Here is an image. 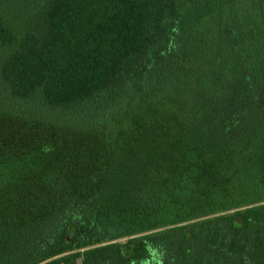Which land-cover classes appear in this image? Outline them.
Segmentation results:
<instances>
[{"label":"trees","instance_id":"trees-1","mask_svg":"<svg viewBox=\"0 0 264 264\" xmlns=\"http://www.w3.org/2000/svg\"><path fill=\"white\" fill-rule=\"evenodd\" d=\"M192 20L182 0H38L20 36L0 15V43L18 44L2 76L14 96H34L53 107L86 110L125 98L133 106L138 95L167 92L182 47L191 60L186 37L195 27ZM250 20L260 22L258 16ZM259 29L264 34V28ZM247 53L241 56L233 46L226 62L207 67L208 76L223 69L237 96L255 105V129L262 133L253 141H263L264 88L256 102L253 91L263 86L264 40L252 42ZM212 93L209 85L202 113L214 112ZM236 114L228 119L229 128L237 126ZM216 131L214 124L196 128L193 155L206 154L215 161L217 175L227 179L225 186L201 193L210 186L207 174L214 172L207 161L186 167L188 173L160 164L159 173L138 178L132 174L129 144L124 155L114 151L111 172L101 171L103 186L114 178L110 198L100 196V186L82 199L79 186L68 215L4 221L0 264H77V257L83 264H264V201L257 203L264 200L258 195V190L264 191V170L249 184L245 174L241 180V168L249 171L255 160L244 149L236 150L249 146L247 135L221 142L225 153L217 157L219 142L212 138ZM4 169L0 162V176ZM73 192L65 198L71 199ZM206 213L211 217L184 224Z\"/></svg>","mask_w":264,"mask_h":264},{"label":"rangeland","instance_id":"rangeland-1","mask_svg":"<svg viewBox=\"0 0 264 264\" xmlns=\"http://www.w3.org/2000/svg\"><path fill=\"white\" fill-rule=\"evenodd\" d=\"M37 2L0 0V15L7 17L20 36ZM182 4L195 24L186 37L191 60L182 47L180 61L174 68L175 77L167 92L138 95L133 98V106L125 98L116 105L78 110L53 107L34 96L16 97L3 79L2 70L18 44L0 43V162L5 166L0 176V228L4 221L12 219L30 217L44 221L56 212L59 216L70 214L79 186L82 199L100 186L103 187L100 196L110 198L114 178L109 177L103 186L101 171L111 172L114 151L124 155L123 148L129 144L132 174L138 178L159 173L160 164L171 165L173 172L188 173L187 168L207 161L214 172L207 174L205 181L210 186L201 193L208 194L215 187L225 186L227 179L217 175L215 161H210L206 154L193 155L196 128L202 124L215 125L217 131L212 138L219 142L214 150L217 157L225 153L221 142L247 135L249 146L236 149L255 156L249 171L241 168L240 179L245 174L246 184L254 174L264 170V140L253 141L262 133L255 129L259 127L256 126L258 109L237 96L231 78L223 69L212 74L213 77L208 76L207 70L214 62H226L233 46L239 55L249 56L247 47L255 40H264L259 29V26L264 28V0H182ZM251 16H258L260 22H251ZM227 22L239 26L234 29ZM261 82L263 86H254L255 102L264 88V77ZM209 85L213 87L209 99L212 98L214 112L202 113V105L208 100L203 95L207 94ZM193 90L198 93L196 97L191 93ZM235 112L237 126L229 128L227 121ZM244 124L252 125L249 128ZM121 162L124 164L121 167L125 166L126 162ZM193 179L196 186L197 178ZM72 192V198L66 199ZM258 195H264V191L258 190ZM260 201L264 200L257 203ZM40 212L45 214L39 215ZM205 217H211V213L196 216L184 224Z\"/></svg>","mask_w":264,"mask_h":264},{"label":"water","instance_id":"water-1","mask_svg":"<svg viewBox=\"0 0 264 264\" xmlns=\"http://www.w3.org/2000/svg\"><path fill=\"white\" fill-rule=\"evenodd\" d=\"M76 262L77 264H83L82 257H77Z\"/></svg>","mask_w":264,"mask_h":264}]
</instances>
